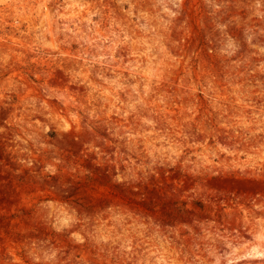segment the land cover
<instances>
[{
	"label": "rangeland",
	"instance_id": "1",
	"mask_svg": "<svg viewBox=\"0 0 264 264\" xmlns=\"http://www.w3.org/2000/svg\"><path fill=\"white\" fill-rule=\"evenodd\" d=\"M151 3L0 0V158L20 155L9 151L17 144L32 150L33 140L23 142L25 132L51 140L58 133H39L40 125L55 129L53 119L71 110L83 127V113L94 111L97 130L126 145L120 149L124 160L162 169L184 189L158 207L127 197L98 217L102 230H111L121 243L131 241L133 259L146 264L154 259L149 249L169 252L192 234L264 202V73L253 71L260 57L237 75L201 50L199 25L218 15L217 0H189L182 13L195 25L190 31L176 24L160 27ZM253 44L250 51L264 46V39L256 36ZM133 84L149 102L158 101L150 103L151 117L144 113L148 123L134 113L124 115L129 94L138 98ZM60 134L83 138L81 149L86 147V131L74 126ZM3 179L0 226H20L38 193L23 191L17 175L5 173Z\"/></svg>",
	"mask_w": 264,
	"mask_h": 264
},
{
	"label": "clouds",
	"instance_id": "2",
	"mask_svg": "<svg viewBox=\"0 0 264 264\" xmlns=\"http://www.w3.org/2000/svg\"><path fill=\"white\" fill-rule=\"evenodd\" d=\"M188 2L152 0L151 6L156 9L153 19L163 28L176 24L190 31L195 25L185 20L182 13ZM202 3L208 5L211 0ZM215 12L218 15L199 25L201 50L212 53L219 65L237 75L244 74L239 70L250 64L252 57H260L259 67L253 71L264 73V46L250 51L256 47L254 37L264 39V0H217ZM256 21L259 23L254 29ZM208 76L215 79L211 71ZM131 88L138 98L133 100L129 94L124 115L131 112L148 123L144 113L151 117L155 109L149 110L150 103L158 101L149 102L147 93L137 92L136 84ZM83 116L87 118L83 127L81 116L71 110L53 119L55 129L40 125L39 133H58L51 140H40L36 131L32 135L25 132L27 139L23 142L33 140L32 150L21 149L17 144L9 151L20 155L10 161L6 154L0 158V186L6 183L4 174L12 173L17 175L23 191L38 193L20 226H0V264H146L133 259L137 253L130 246L131 241L125 239L121 243L111 230H102L96 223L98 217L127 197L149 200L150 207H158L177 194L183 195L184 189L174 185L170 174H164L162 169L124 160L120 149L126 145L114 143L97 130L94 111H85ZM7 123L22 127L18 119ZM74 126L89 134L83 150V138L77 142L71 135L60 134L69 133ZM259 131L264 132V127ZM4 132L0 126V133ZM16 139L20 140V136ZM132 140L129 136V143ZM3 151L0 147V153ZM149 251L154 257L151 264H238L242 260L264 264V202L241 209L230 222L192 234L169 252L159 248Z\"/></svg>",
	"mask_w": 264,
	"mask_h": 264
}]
</instances>
